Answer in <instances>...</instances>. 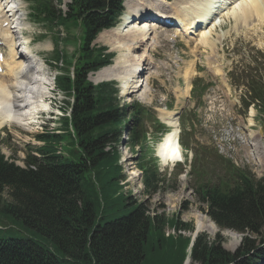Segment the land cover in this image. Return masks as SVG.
Returning <instances> with one entry per match:
<instances>
[{"label":"trees","instance_id":"trees-1","mask_svg":"<svg viewBox=\"0 0 264 264\" xmlns=\"http://www.w3.org/2000/svg\"><path fill=\"white\" fill-rule=\"evenodd\" d=\"M31 2L36 23L68 30L69 25L75 26L74 20L80 21L82 46L75 79L57 78L58 88L75 99L71 119L62 121L65 134L38 136L43 145L28 147L25 169L0 154V264H182L190 240L163 233L165 225L177 229L180 224L151 220L143 207L132 205L122 193L124 176L116 164V147L127 111L118 107L109 85V89L93 87L86 81L89 72L108 62L91 43L101 29L111 26L120 1L74 0L66 16L53 11L48 0ZM54 58H62L68 67L69 61L57 51ZM139 116V111L132 116L131 147L141 142ZM66 139L72 148L63 158L57 153ZM142 160L138 166L149 195L158 189L159 180L153 167ZM230 183L200 187L199 196L220 229L246 237L234 255L198 238L191 257L200 264H252L264 259V181L242 178L232 187ZM239 257L242 262L236 261Z\"/></svg>","mask_w":264,"mask_h":264},{"label":"rangeland","instance_id":"rangeland-1","mask_svg":"<svg viewBox=\"0 0 264 264\" xmlns=\"http://www.w3.org/2000/svg\"><path fill=\"white\" fill-rule=\"evenodd\" d=\"M18 1H20V3L24 5V8L22 10V14L24 16L22 29L27 31L28 38L33 43L32 47L35 53H39V58L43 61L47 60V63L50 62L51 51L53 48L50 42L52 34L49 33V30L45 29L42 25L36 26L30 24L27 18L29 4L26 0ZM62 1L65 4H68L69 2V0ZM178 1L181 0H177V2ZM177 2L175 1V3ZM64 8L66 9V5ZM231 8L227 7V9L225 10L222 9L223 11H226L225 13H223L224 17ZM18 9L19 14L21 9L20 5ZM65 11H67V9ZM217 21L219 22L216 23ZM214 25L215 29L213 27L214 32L212 35L213 42L217 37H219L220 39L217 41V44L215 45L213 51H211L209 48L203 49L196 42H191L190 44L185 43L186 48L179 46L178 49L181 50H179L178 52L175 49L170 50L171 47H173L172 45L167 46V57L176 56L182 59L183 65L180 66L182 72H180L179 70L176 71L174 63L172 61L169 62L168 60L163 59L164 62L158 69V72L160 74L158 82H151L149 89L139 95L140 99L145 98V104H143V107L147 109L152 110L151 108L163 107V104L165 105L166 103L167 105H171L172 107H174L175 102L172 101L169 97L165 100V97L169 95L168 91L173 92L181 88L184 76L183 71H185L191 61H194L196 64V71H199V78L197 79L201 80V84L199 83L200 87L196 92L197 95L195 96L194 93V95L191 96L186 109V118H188L187 122L194 126L192 128V131L187 127V131L189 132V143L193 146L194 149L195 147H197V143L206 145L209 143V141H211V134L207 131V128L210 126V122L215 119L220 118V120L222 121L223 117L225 119H235L233 120V122L230 121L229 123L233 126L238 125L241 130L244 128L246 129L247 125H249L250 127L252 125V130L254 131H252L253 134L257 133L256 127L258 124L255 120L262 117L260 115V109L262 108L256 109L255 107L254 110L252 109V116L250 115L249 110L248 112L243 113V115L245 116H242L240 114V111H237V101L239 102L240 91H237L232 87V78H228V76L226 75L231 69L235 67L237 63L239 66L248 67L249 64L254 63L256 60H259L260 66H258V68L260 69V71L257 73H252L254 76L251 77L254 78L255 83L261 89L259 94H264V28L262 30L256 28L242 29L237 27L238 25L236 26V24L233 25L232 18L230 19L226 17L221 19L217 18ZM249 30L256 32V34H252V31L250 32ZM59 32L61 33V39H64L65 37L69 38V43L62 44L59 47V50L63 52L65 51L67 55L72 56L75 53L76 45L78 46L79 44L78 37L80 36V31L78 29H71L68 33L66 32L67 34H64V31H62V29H59ZM45 33H47V38L42 39L41 35H44ZM110 33L111 34L109 35V37H114L113 39H110L111 41L98 37L99 39L97 38L94 42V47H104L105 49H107L108 53L117 54L115 51H113L115 49L111 46L110 42L112 43V40H117L118 38L112 35L113 33H115V30ZM152 35H154V33H152L151 36ZM195 49H197L198 51L193 53ZM32 54L34 53L32 52ZM141 54L142 52H140V50L137 51L135 56L137 55L138 57H135V59L140 60ZM47 66L49 75L48 80H52V76H54L55 70L53 67L49 68V65ZM209 67L217 68V70L219 71V75L213 76L212 74H210L208 71ZM45 78L47 79V77ZM0 79H3V77L0 76ZM104 80H106V78H104ZM89 81L93 83V85H96L102 83L103 79L100 82V80H96L95 75H90ZM136 81L138 82V79ZM48 82L50 81H47V83ZM5 83L8 82L5 81ZM236 83L241 84V81L238 80ZM208 84H210L211 87L208 86L207 90H203V92H200L202 91L200 90V88H202L201 86H207ZM130 92L131 91H128L126 95H132ZM60 99L61 97L56 98V107L59 106L58 102H60ZM121 99L122 100L120 101V106L122 104L128 105L129 103L140 101L138 96H121ZM260 107H262V105H260ZM194 113L195 115H197V118L194 117ZM36 116L37 117L36 119H34V124L30 126H19L6 123L0 125V153L4 156L5 159H8V161L11 160L17 166H24L23 160L27 156L26 154L28 153V147H42L43 144H41L37 140V137L42 133L44 134L46 130L49 132L51 131L50 127H47L46 129L44 128V131H40L39 125L42 124L44 119L43 117H40V114H37ZM250 119H252L254 122L252 123ZM223 123L225 124V122ZM146 125L149 131H151V128L153 127L152 123L148 121ZM56 127H59L58 123L56 124ZM260 130H262V127L260 128ZM249 133L250 132H248V135ZM261 135L262 137H264V132ZM152 138L153 137L151 135H148L147 142L151 153H154V149H156V141ZM121 142L122 143H120L119 146V158L120 166L122 168V174L125 178L123 182L124 187H122V193L126 197H129V200L133 205H139L143 207L144 211L146 212V216H149L151 220H175L180 224L177 229L171 228L169 225H165V227L163 228L165 237H172L173 239L182 237L183 239H193V242L197 241V238L201 237V239H205L211 244L214 243L215 247H219L220 250H222L225 254H238L237 250L241 246V243L246 235L242 237L241 235L236 234L232 231L220 230L209 219V217L207 216L205 204L201 202L200 198L195 193L196 184L194 175H186L184 173V169L183 171H181L182 168L179 167L176 169H172L171 167L168 170L160 167L158 168L159 172L165 174L162 177L164 179V182L162 184H157L158 190L150 193L149 195H146L144 193V187L141 181V174H139L140 172H138L136 169L139 151L138 149L136 150V152H133L132 150L129 151V149L125 145L126 143L124 144V141ZM145 152L148 156L147 161H151V164H156L154 160L156 157L154 156L155 158L152 157L153 159H151V155L149 154V152ZM62 154H64L65 156L66 153ZM208 161L213 163L215 159L209 158ZM245 166L248 167L247 169H245L248 174L252 175L256 180L261 178V167L258 168L257 166H255L254 162H249ZM169 170H172V173L170 172V175L168 174ZM204 171L206 172V175L204 174L205 176L202 177L203 181H207V183L212 182V185H216V183H218L226 175L217 167L209 168L206 164L204 165ZM262 178H264V176ZM198 223H201V228L198 233H196ZM250 238L255 242L257 240L256 243L260 241V238ZM176 247L179 249L182 248L178 244H176ZM241 260H243L242 257L236 259L237 262H240ZM183 262L182 264H200L198 261H194L192 259L190 253L185 256Z\"/></svg>","mask_w":264,"mask_h":264},{"label":"bare ground","instance_id":"bare-ground-1","mask_svg":"<svg viewBox=\"0 0 264 264\" xmlns=\"http://www.w3.org/2000/svg\"><path fill=\"white\" fill-rule=\"evenodd\" d=\"M6 2L9 0H5ZM156 1H160L162 6L156 5ZM15 2V0H14ZM177 2V0H176ZM16 3V2H15ZM165 0H128L125 3V10L127 17L124 18L121 27L115 30L113 36H116L117 40H112L113 47L119 53L114 61V65L110 68L104 69L95 75L96 80L102 81L106 78H115L121 82L122 94L126 95L128 91L130 93H136L138 89L142 88L140 85V74L146 75L145 83L150 78L148 74V67L151 66L148 56H144L145 53L153 51L148 42H151V34L154 31H150L151 28L146 23L144 26H140L138 22L134 21L148 16L150 13L157 15L156 17L163 18ZM15 4L11 1L10 9ZM16 6V12L13 10L5 11L3 7H0V41L3 42L5 48L8 51L6 60L4 61L5 71L2 75L6 74L8 77L0 79V125L3 123L19 126L33 125L36 119V115L41 111L47 110V105L43 102L46 98L45 87L47 79L40 72L44 63L36 59L32 52L29 51L31 60L40 62L36 64L32 62L25 55H20L14 44V35L9 29V24L16 21L18 18L19 4ZM229 9V12L225 14L226 18H232L235 23H238L240 28L246 29H263L264 28V0H181L177 3L171 4V15L176 19H179L183 26V33L188 34L195 28L196 25H204L211 16H215L218 12ZM223 9V10H222ZM4 14H11L12 18L5 17ZM167 15V13H165ZM224 16V14H223ZM196 17V21L194 18ZM166 18H169L166 16ZM178 23L177 20H174ZM4 22L8 23L7 28L3 27ZM212 23V22H211ZM211 23L201 31L197 37L198 45L201 47L214 48L215 40L213 42V32L215 27ZM210 29H209V28ZM209 29L207 32L206 30ZM156 32V28H154ZM260 30V31H261ZM251 32V31H250ZM110 35V34H109ZM108 35V41L113 39ZM157 35L152 37V40H157ZM101 39V38H100ZM145 42V43H144ZM144 51L140 56V60L135 59L137 51ZM143 59V60H142ZM30 61V62H29ZM142 62V63H141ZM31 68L29 72L24 73L25 66ZM119 70V72H118ZM117 71V72H116ZM146 72V73H145ZM186 94L190 89V80L194 73L190 70L186 71ZM122 74V75H121ZM138 79V82L136 81ZM8 82V83H5ZM98 82V81H96ZM50 84V82H48ZM127 91V92H126ZM126 92V93H125ZM26 99V100H24ZM25 102V105H24ZM173 114L167 113V117L162 120L164 123L172 128V132L168 133L162 140L161 144H158L156 148L157 157L160 159L161 166H166L167 163L181 162L182 156L179 145L177 143V125L169 122L170 117ZM201 228V223L197 224V232Z\"/></svg>","mask_w":264,"mask_h":264}]
</instances>
